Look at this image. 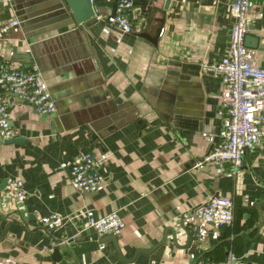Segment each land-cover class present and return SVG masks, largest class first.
<instances>
[{
  "label": "crops",
  "instance_id": "obj_1",
  "mask_svg": "<svg viewBox=\"0 0 264 264\" xmlns=\"http://www.w3.org/2000/svg\"><path fill=\"white\" fill-rule=\"evenodd\" d=\"M166 1L133 0L131 31L101 19L77 24L57 9L0 40V70L36 66L55 101L54 112L40 113L0 84L14 129V139L0 138V264H264V140L237 171L195 166L222 124L221 80L206 65L227 50L231 0ZM91 2L110 12L116 0ZM14 17L20 21L0 0V23ZM158 25L156 43L140 34L154 36ZM248 35L247 56L264 67V0H251ZM167 78L180 82L172 101ZM82 150L107 154L94 191L71 181V159ZM13 177L24 181L21 199L4 190ZM217 194L234 199L230 224L202 222L195 212ZM88 209L123 217L119 251L86 224ZM51 213L59 223L42 221ZM181 225L200 229L189 246ZM169 227L178 245L168 231L164 243L128 260Z\"/></svg>",
  "mask_w": 264,
  "mask_h": 264
},
{
  "label": "built area",
  "instance_id": "obj_2",
  "mask_svg": "<svg viewBox=\"0 0 264 264\" xmlns=\"http://www.w3.org/2000/svg\"><path fill=\"white\" fill-rule=\"evenodd\" d=\"M133 7V0H116L112 11L94 8V15L121 30L131 31ZM250 10L251 0L230 1L231 27L227 50L218 61L206 65L220 77V101L224 113L218 138L204 157L195 163L197 167L228 166L231 171H237L243 165L246 150L264 140V67L254 64L246 53L245 38L250 28ZM19 23L17 17L1 22L0 40H4L10 28ZM0 84L37 112L50 114L55 111V101L44 88L36 66L30 69L3 67L0 70ZM13 135L7 105L0 102V138ZM106 162L105 153L96 154L89 150L77 152L70 163L72 183L80 190H96L103 180L101 169ZM4 190L17 199L24 197L26 192L23 179L18 177L8 178ZM195 212L202 222L215 226L230 224L234 218V199L229 195H213L199 204ZM42 221L55 225L59 223L60 217L51 213L42 217ZM86 224L101 234H118L125 223L116 210L96 215L88 209ZM190 230L193 236L200 233L198 225H193Z\"/></svg>",
  "mask_w": 264,
  "mask_h": 264
},
{
  "label": "water",
  "instance_id": "obj_3",
  "mask_svg": "<svg viewBox=\"0 0 264 264\" xmlns=\"http://www.w3.org/2000/svg\"><path fill=\"white\" fill-rule=\"evenodd\" d=\"M14 8V13L20 18V24L24 25L28 19L33 18L35 16H38L40 14H43L47 11H53L60 9L61 11H68L71 14V17L73 18L74 22L88 24L89 22L93 20H97L96 16L94 15V7L91 2V0H32L33 3H27L25 4L26 0H9ZM31 1V0H30ZM168 4V0L165 3V7ZM161 30V25H158L156 28V33L154 36H149L147 31H142L140 34L148 37L152 42L156 43L157 36L159 35ZM252 35H247L245 38V43L247 46L251 45V41L253 40L251 38ZM180 85V82H178L175 78H167L165 80V85L163 86L164 96L166 100L172 101L175 98V92L179 90L177 86ZM6 141L14 139V137L10 138H3ZM7 182V179L6 181ZM181 228L183 229L184 233H186L187 236V243L186 246H189L191 244V241L193 240V235L191 230L185 226L181 225ZM168 231L171 233L172 241L178 245V237H177V230L169 227V229H166L162 239L155 243V245L149 247V248H138L135 250L134 255L128 260L133 259L139 252L148 253L152 251L154 248H156L158 245L164 243L166 241V238L168 236ZM106 238L113 239L116 243V235L115 234H108L106 235ZM3 236L0 235V241H4ZM117 249L119 251V247L117 245ZM54 254L57 255V259H60V253L59 249L55 248ZM127 259V258H126ZM65 259H61V264H66Z\"/></svg>",
  "mask_w": 264,
  "mask_h": 264
}]
</instances>
